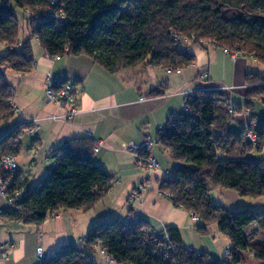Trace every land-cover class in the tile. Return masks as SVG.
Here are the masks:
<instances>
[{"label":"trees","instance_id":"obj_1","mask_svg":"<svg viewBox=\"0 0 264 264\" xmlns=\"http://www.w3.org/2000/svg\"><path fill=\"white\" fill-rule=\"evenodd\" d=\"M58 2L56 11L63 9L65 20L46 16L49 0H0V45L21 43L20 50L0 55V126L9 125L16 116L12 107L16 90L5 72L11 69L29 74L34 69V42L50 57L87 55L111 73L146 64L176 72L195 65L196 57L184 54L171 35L175 31L210 40L264 65V0ZM22 25L30 32L27 41H21ZM247 77L246 104L252 106V101L264 97V76ZM64 84L71 83L60 85ZM188 107L189 113L171 116L157 134V143L176 164L170 176L160 182L159 191L175 207L199 219V235L206 236L217 225L231 243L232 259L217 262L208 253L187 249L176 228L154 234L145 221L125 226L115 219L92 227L81 247L75 243L64 246L42 264H95L92 260L99 249L118 264H241L246 254L264 261V241L250 244L246 235L253 225L264 232V213L226 210L213 203L211 196L215 189H227L241 197H264V160L246 159L248 152H264V119L250 130L258 140L253 145L243 131L230 129L242 106L235 105L233 113L229 112L232 106L220 91L199 92L188 101ZM24 128L21 124L0 141V178L7 181L12 176L11 196L26 192L23 202L2 211L4 218L42 225L61 211L91 212L107 197L115 177L96 162L95 145L89 137L56 150L52 155L56 166L39 186L30 187L19 170L6 172L1 162L20 153ZM164 234L172 251L164 249Z\"/></svg>","mask_w":264,"mask_h":264},{"label":"crops","instance_id":"obj_2","mask_svg":"<svg viewBox=\"0 0 264 264\" xmlns=\"http://www.w3.org/2000/svg\"><path fill=\"white\" fill-rule=\"evenodd\" d=\"M22 38L21 35V41L28 40ZM37 45L39 49L37 52L34 50L36 65L29 74L16 73L11 69L5 72L6 80L16 90L13 104L19 111L9 125L0 126V141L10 130L25 125L21 136L22 148L16 156L21 179L27 180L30 187L41 185L56 166L52 158L55 151L74 140L87 139L91 132L89 138L93 145L100 140L105 142L104 148L94 158L100 167L115 177V181L107 197L91 212L61 211L49 216L42 225L11 221L1 214L0 255L5 252L9 257L1 264H38L36 252L39 248H43L45 255L50 257L71 243L81 247L95 225L104 220L125 222L127 217L134 222H147L154 234L176 228L187 249L210 256V250L204 244L202 247L198 245V241H204L198 237H206L197 232L199 219L175 207L159 191L160 182L170 176L176 164L170 153L158 143L152 150V155L161 161L162 173L159 176L163 177H159L158 188L143 194L136 203L130 202L147 174L136 168L128 146L141 143L144 139L142 132L156 140L158 132L165 128L171 116L178 115L180 111H177L178 106L174 109L173 99L178 98L177 104L183 105L184 112L185 94L188 92L220 91L232 107L242 106L243 113L233 119L239 131L255 128L258 121L264 119L256 111L258 104L264 106V97L252 101V106L246 104L250 89L247 76H264V65L253 57L240 54V58L233 61L223 48L206 46V51L211 48L212 52L200 51L202 58L199 59L193 51L196 63L176 71L181 77H177L176 72L152 68L149 64L111 73L87 55L65 56L60 61H50L39 42ZM6 53L5 47L0 46V55ZM192 69L195 74H189ZM49 76L59 83L69 81L75 87L79 114L71 123L53 119L62 117L66 109L46 97ZM35 121L38 132L31 137L27 126ZM10 209L0 197V211ZM186 233L193 238L194 244ZM207 235H210V230ZM92 262L118 264L107 263L100 250Z\"/></svg>","mask_w":264,"mask_h":264},{"label":"built area","instance_id":"obj_3","mask_svg":"<svg viewBox=\"0 0 264 264\" xmlns=\"http://www.w3.org/2000/svg\"><path fill=\"white\" fill-rule=\"evenodd\" d=\"M58 0H49V9L47 11L46 16L49 18H55L58 20H65L66 17L64 15V10L61 9L60 11H56ZM171 35L173 36V39L176 43H178L180 46L183 47L184 54H192L194 48L197 45L204 46V42L202 40H198L195 36L188 37L181 35L177 32H171ZM1 46V45H0ZM6 51L13 50L17 51L21 49V43H18L15 47H10L9 45L4 46ZM224 53L226 55H229L233 61H237L240 58V55L237 52L229 51L227 49L224 50ZM47 58L50 61L56 62L60 61L61 58H55L50 57L47 55ZM207 75L205 74L204 77ZM61 83H58L53 77L49 76L46 80V97H48V100L50 102H54L58 104L61 108L66 109L65 114L62 117H54L53 119L56 120H63L64 122L71 123L75 117L79 114L77 105V96L74 85L71 84H64V86L60 85ZM195 92H188L185 94V105H184V112L189 113V107H188V101L193 100L196 97ZM12 107L15 113H18L19 110L14 106L12 103ZM229 112L233 113L232 107L229 109ZM38 132V125L37 122H32L31 125L28 126V134L32 137L35 136ZM91 136V132L88 133V137ZM143 141L141 143H134L130 144L128 146V150L130 154L133 156V159L135 161V166L138 169H143L149 173L151 171H158V169L161 168L160 162L154 158L152 155V147L153 143L156 145L157 139L153 140L150 136L146 135V133L142 132ZM246 138L253 144L256 145L258 140L254 133H252L250 130H247L246 132ZM105 142L101 141L97 142L94 151L96 154H99L101 150L104 148ZM1 167L8 172V173H15L19 170V166L16 160V157L13 155L6 156L3 158L1 162ZM12 176L9 180L5 181L2 178H0V195L7 201L9 206L12 208L15 204L23 202V199L26 197V192H16L14 195L9 194V190L11 188L12 184ZM148 183H143L141 186L137 187L135 193L130 199V202L136 203L137 200H140L143 198V190L147 188ZM165 196V195H164ZM167 197V196H165ZM3 212L0 211V216ZM195 218H197L195 215H193ZM133 222V219L130 217H127L125 221V226H128ZM163 239L166 242L164 246V249L172 251V246L170 245L169 241L170 239L165 234L163 235ZM84 241V240H83ZM99 249V248H98ZM100 250V249H99ZM100 252L105 256L107 263H113V260L111 257H109L106 253L100 250ZM232 254V247H230L228 250L225 251V256L229 257ZM36 256H38V264L44 263L49 256L45 255L43 248H39L36 252ZM9 257L7 253L3 252L0 255V264L4 263L5 261H8Z\"/></svg>","mask_w":264,"mask_h":264},{"label":"rangeland","instance_id":"obj_4","mask_svg":"<svg viewBox=\"0 0 264 264\" xmlns=\"http://www.w3.org/2000/svg\"><path fill=\"white\" fill-rule=\"evenodd\" d=\"M22 30H23V33H22L23 38L22 39H28L29 30H27L25 25H22ZM202 40L204 42V45L207 47L216 46L210 40H204V39H202ZM38 49L39 48H38L37 43L34 42L35 52H37ZM193 51L196 52L195 54L197 57H199V59L202 58L199 55L200 51H204L206 53L212 52L211 48L209 49V51H206V49L201 45H197ZM188 72H189V74H195L194 69H192ZM175 74L177 77H181V76H178L177 72ZM7 79L10 80L9 75H7ZM170 95H172V94H170ZM177 99L178 98L173 99L172 103H173V105H176L174 107V109H176V107L178 106L177 111L180 110V111H178V114H180V113H183V105L181 106L179 103L177 104ZM179 106H181V108ZM232 109H233V107H232ZM256 111L260 116L264 117V106L263 105L258 104L256 106ZM242 113H243V111H242ZM230 129L234 132L239 131L238 125L234 124V123L231 125ZM246 132H247V130L244 131V134H246ZM152 139L155 140V138H152ZM247 140H248V138H247ZM155 146L156 145H154V143H153L152 149H154ZM154 158L161 163V161L158 158H156L155 156H154ZM246 159H249L253 162L259 163L260 161L264 160V152H259V151L258 152L257 151L248 152L246 155ZM49 161L51 162L52 160L50 159ZM31 169L33 170V168H31ZM139 170H141L142 172L147 174V176L142 181V183H148V185H149V186H147L146 189L143 190V194L147 195L148 192L153 191V189H155V188H158V180L163 177V176L162 177L159 176L162 173L160 171L161 168L158 169V171H153V172L151 171V173H149L143 169H139ZM211 196L213 198L214 203L223 206L226 210L228 209L230 211H235V212H238L240 210H249V211L251 210V211L259 213V214L264 213V197H260V198L241 197L239 194H237V192L232 191V190H227V189L226 190L215 189L212 191ZM0 197L2 198V200L4 201L6 206L10 207L9 204L7 203V201L1 195H0ZM246 235H247V240L250 244L251 243H260V242L264 241V232H261L257 225L251 226L250 229L247 231ZM186 236L191 240V242L194 241L192 237L187 235V233H186ZM198 238L199 239L202 238L204 240L203 242L198 241L199 247H202V245L204 244L205 247L210 250L209 251L210 252V259L217 261V262L218 261L219 262L229 261L230 259H232L230 256L229 257L225 256V251L231 247L230 241L226 236H224L223 234L220 233L217 225L212 226L210 228V235H206V237H198ZM197 240H195V241H197ZM83 243H84V241H83ZM191 244H194V242ZM227 247H229V248H227ZM201 251L204 252V250H201ZM241 264H264V261L263 262L258 261L256 258H254L253 254L252 255L246 254L245 260Z\"/></svg>","mask_w":264,"mask_h":264}]
</instances>
